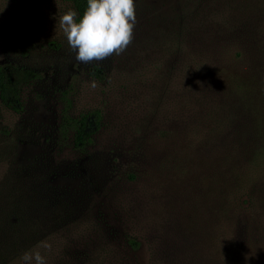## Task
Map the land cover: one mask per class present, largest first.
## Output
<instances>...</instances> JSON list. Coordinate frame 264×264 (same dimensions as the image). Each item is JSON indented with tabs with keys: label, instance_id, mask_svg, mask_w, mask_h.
<instances>
[{
	"label": "rangeland",
	"instance_id": "obj_1",
	"mask_svg": "<svg viewBox=\"0 0 264 264\" xmlns=\"http://www.w3.org/2000/svg\"><path fill=\"white\" fill-rule=\"evenodd\" d=\"M134 2L127 49L83 63L68 2L0 0V65L36 74L0 105V264H264V0ZM63 94L100 117L83 152Z\"/></svg>",
	"mask_w": 264,
	"mask_h": 264
},
{
	"label": "clouds",
	"instance_id": "obj_2",
	"mask_svg": "<svg viewBox=\"0 0 264 264\" xmlns=\"http://www.w3.org/2000/svg\"><path fill=\"white\" fill-rule=\"evenodd\" d=\"M134 0H86V8L77 20V12L68 9L60 17V28L79 62L100 61L121 55L133 41L136 24ZM44 248L51 249L50 244ZM23 264H46L39 251L25 252Z\"/></svg>",
	"mask_w": 264,
	"mask_h": 264
},
{
	"label": "trees",
	"instance_id": "obj_3",
	"mask_svg": "<svg viewBox=\"0 0 264 264\" xmlns=\"http://www.w3.org/2000/svg\"><path fill=\"white\" fill-rule=\"evenodd\" d=\"M62 1L68 2L72 9L77 12V20L82 16L86 8V0ZM93 72L95 71L93 70ZM35 77L36 74L30 70L9 63L1 64L0 105L12 113L21 112L20 90ZM251 88L249 87V89ZM62 102L60 120L57 127L58 134L62 138L70 134L72 148L78 152H83L92 143L93 135L99 128L100 117L97 112L91 111L73 118L68 113L69 100L64 94L62 95ZM130 244L134 245V242L132 241Z\"/></svg>",
	"mask_w": 264,
	"mask_h": 264
}]
</instances>
